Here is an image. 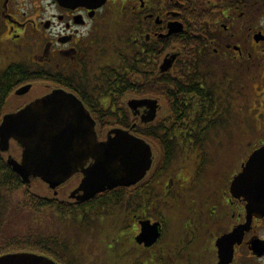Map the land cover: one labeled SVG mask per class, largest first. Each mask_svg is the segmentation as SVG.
Masks as SVG:
<instances>
[{
	"label": "flooded vegetation",
	"instance_id": "1",
	"mask_svg": "<svg viewBox=\"0 0 264 264\" xmlns=\"http://www.w3.org/2000/svg\"><path fill=\"white\" fill-rule=\"evenodd\" d=\"M111 23L124 29L107 32ZM12 73L15 78L6 85ZM120 78L126 90L118 86ZM244 81L252 95L247 99ZM56 89L81 101L98 132L105 128L100 122L114 117L115 128L147 142L151 167L134 186L86 201L78 191L81 171L55 190L48 188V196L31 194L34 203L50 204L42 209L76 207L66 218L92 230L87 262L80 256L77 261L76 245L73 254L39 232L32 243L0 235V257L34 254L55 264H219L217 241L247 223L246 203L232 195L231 185L248 158L264 147V113L255 116L251 141L229 132L221 138L226 123L215 118L222 107H264V0H106L96 9H64L52 0H0V107H25ZM134 93L144 95L125 105ZM146 101L158 107L151 123L141 121L145 108L130 110L129 119L117 108ZM143 103L137 107H147ZM177 107L205 110L204 115L188 112L189 120H170ZM138 127L155 136L139 137ZM109 131L97 133L98 141ZM223 139H229L233 158L212 153L213 145L222 150ZM29 203L23 200V206ZM106 205H118L117 214L103 219L94 210ZM23 213L28 214L24 207ZM27 217L19 218L18 230L34 221ZM248 224L228 264H264V218ZM43 227L42 220L34 225Z\"/></svg>",
	"mask_w": 264,
	"mask_h": 264
},
{
	"label": "water",
	"instance_id": "2",
	"mask_svg": "<svg viewBox=\"0 0 264 264\" xmlns=\"http://www.w3.org/2000/svg\"><path fill=\"white\" fill-rule=\"evenodd\" d=\"M64 9L87 6L100 8L106 0H52ZM143 103V102H142ZM142 123H151L156 117V102L146 101ZM15 143L20 160L11 156L6 165L23 184L38 179L51 190L82 172L79 192L82 201L99 193L137 184L151 167L150 147L127 131L114 129L105 141H98L95 122L83 104L71 93L53 90L14 113L3 115L0 122V153L9 152ZM92 164L84 170L86 163ZM231 193L246 203L247 223L217 241L219 264H228L234 244H239L243 229L252 218H264V147L254 152L242 172L235 177ZM0 264H55L32 254L0 257Z\"/></svg>",
	"mask_w": 264,
	"mask_h": 264
},
{
	"label": "rangeland",
	"instance_id": "3",
	"mask_svg": "<svg viewBox=\"0 0 264 264\" xmlns=\"http://www.w3.org/2000/svg\"><path fill=\"white\" fill-rule=\"evenodd\" d=\"M118 29L121 31V29L123 30L124 28L123 26H121V29L120 28ZM118 29L117 28L114 29L111 23V25L107 28V32L116 34L118 32ZM247 83L248 82L246 81H244L243 83V87L246 90L245 99H247V96L250 94L249 91L247 92V88H246ZM251 84L252 83L250 82L249 85L251 86ZM134 94L136 96L127 95L125 97V101H124L125 105L129 100L134 98H142L144 95L142 93H134ZM249 96L252 95L250 94ZM146 97H149L151 99L156 98L155 96H151V95ZM6 108L7 110H5ZM6 108L4 109V113L8 111L15 112L20 107H6ZM117 108L123 110V113L127 118L128 117L131 118L129 107L126 106V107H117ZM258 113H264V107H222V109L219 110V113H216L218 115L215 118V121L217 123H221V122L226 123V126H224L221 129V131H219L222 134L221 138H226L227 137L226 134H228L229 132V134L231 135L230 137L232 138L235 137L236 139H241V136H247V140L251 141L252 137H255V135L257 134V132L255 131V129L257 128V119L255 116H257ZM104 121H110V122L104 125L103 124ZM104 121L100 123H102V125L105 126V128L102 129L100 126L99 128L100 132L96 130L98 134L103 133V135L104 134L106 135L107 131H109L112 128H115L116 125L115 123L117 122L114 119V117H109V116L107 119H104ZM226 128L228 129L226 130ZM218 134L219 133H217V135ZM218 144L223 151L216 150L217 145H213L211 149L213 154L221 155L225 153L227 156L233 158L232 153L234 151L231 148V143L229 142V139H223ZM246 151L248 150L246 149ZM20 152L21 151L19 147L15 143H11L7 155H10L15 159H19ZM189 153L194 155L198 153V151L191 150ZM3 157L6 158L5 155ZM47 189L48 187L39 180H32L30 186H24L18 190L15 189L10 192L8 191V189L0 187V235H2L4 239L24 238L30 243H32L35 240L38 241L37 238H40L35 235L36 232H39L40 234L47 236L48 243L56 242L59 245V247L63 245L62 248H66L68 250L73 249V254H75L74 247L76 245V247L79 248L78 255H75L77 261L80 262V258H81L83 263L87 262V256H88L87 254L88 248L86 245L88 243L87 237H90L88 233L92 230L91 229L86 230L85 228H81L82 226L78 224L80 220H75V219L71 220L69 218H66L67 216H69L68 214L56 215V213H54L55 211L53 212L51 209H42L36 207L33 208L34 206L33 204L36 203H34L33 200L31 199V194L34 192L35 194L47 195L49 193ZM23 200L30 201L27 207L23 206ZM115 206L106 205V208L101 206L100 208L98 207L95 208L94 211L100 213V215L103 214L100 217L106 219L108 216H110L113 213L117 214V208H115ZM23 207L26 208L28 214L23 213ZM90 212L93 213V210H91ZM23 216H30L31 220L34 221L27 224L23 230H18V222L20 220L19 218ZM30 217H27L25 220H30ZM40 220H42L44 227L40 228L39 231L38 229L34 228V225L35 223L38 224V221ZM100 227L101 226H99V228ZM93 233L97 234L96 232ZM61 252L62 251H58V253ZM93 257H97V256L95 255L92 256V258ZM74 262L76 263V261Z\"/></svg>",
	"mask_w": 264,
	"mask_h": 264
},
{
	"label": "trees",
	"instance_id": "4",
	"mask_svg": "<svg viewBox=\"0 0 264 264\" xmlns=\"http://www.w3.org/2000/svg\"><path fill=\"white\" fill-rule=\"evenodd\" d=\"M25 72L24 69L20 70V73ZM12 75H9V77L5 80L6 85H11L12 80H14L15 76L13 77ZM118 86L121 88V90L123 91L124 89L126 90L128 85L125 84L124 82V78H120L118 80ZM6 91H5V95H6ZM4 95V96H5ZM194 109H192V107H177L175 109L170 110V112H172V117H170L169 119L172 120L174 119L175 121L178 120H182L183 118H187L192 119L193 118V114H188V112H199L201 115H204L203 111L205 110V107H193ZM211 112L213 113L214 107H210ZM4 114V107H0V120H1V116ZM111 115V113L108 111V115ZM194 115H199L198 113H195ZM154 125H151V129H153ZM215 128V125L212 124V129ZM141 127H138L134 130V133L136 135H138L139 137H154L155 135L153 133H144L141 130ZM0 187L8 189V191H12L15 189H20L23 187L20 179L12 172V170L6 165L5 160L3 159V156L0 154ZM34 201V200H33ZM36 202V201H35ZM40 204H33L34 207L36 208H47L50 204L47 203V201L42 200V202H39ZM51 208H53V205H51ZM55 211H57L60 215H70L72 212L76 211V207H59L56 206Z\"/></svg>",
	"mask_w": 264,
	"mask_h": 264
}]
</instances>
